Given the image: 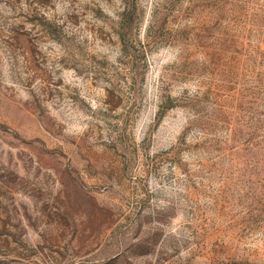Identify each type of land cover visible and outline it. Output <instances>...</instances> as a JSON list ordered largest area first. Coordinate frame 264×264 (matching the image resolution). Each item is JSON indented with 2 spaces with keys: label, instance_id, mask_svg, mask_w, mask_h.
Here are the masks:
<instances>
[{
  "label": "rangeland",
  "instance_id": "rangeland-1",
  "mask_svg": "<svg viewBox=\"0 0 264 264\" xmlns=\"http://www.w3.org/2000/svg\"><path fill=\"white\" fill-rule=\"evenodd\" d=\"M0 264H264V0H0Z\"/></svg>",
  "mask_w": 264,
  "mask_h": 264
},
{
  "label": "trees",
  "instance_id": "trees-1",
  "mask_svg": "<svg viewBox=\"0 0 264 264\" xmlns=\"http://www.w3.org/2000/svg\"><path fill=\"white\" fill-rule=\"evenodd\" d=\"M262 4H263V2H262ZM262 4H261V7L263 6Z\"/></svg>",
  "mask_w": 264,
  "mask_h": 264
}]
</instances>
